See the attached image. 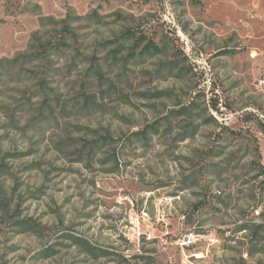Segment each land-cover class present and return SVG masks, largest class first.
Instances as JSON below:
<instances>
[{"label": "rangeland", "instance_id": "374dc122", "mask_svg": "<svg viewBox=\"0 0 264 264\" xmlns=\"http://www.w3.org/2000/svg\"><path fill=\"white\" fill-rule=\"evenodd\" d=\"M0 264H264V0H0Z\"/></svg>", "mask_w": 264, "mask_h": 264}, {"label": "built area", "instance_id": "2783aa9c", "mask_svg": "<svg viewBox=\"0 0 264 264\" xmlns=\"http://www.w3.org/2000/svg\"><path fill=\"white\" fill-rule=\"evenodd\" d=\"M198 236H201V235H199V234H197V233H187V234H185L183 237H184V239H183V244H188V243H191V242H193V241H195L196 240V238H198ZM193 256L196 258V259H200V258H202L203 257V252H194L193 253Z\"/></svg>", "mask_w": 264, "mask_h": 264}]
</instances>
